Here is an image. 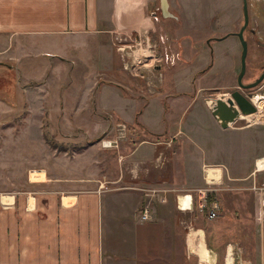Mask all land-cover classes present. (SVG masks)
I'll use <instances>...</instances> for the list:
<instances>
[{"label":"crops","instance_id":"crops-1","mask_svg":"<svg viewBox=\"0 0 264 264\" xmlns=\"http://www.w3.org/2000/svg\"><path fill=\"white\" fill-rule=\"evenodd\" d=\"M167 3L168 16L162 12V18L198 25L192 14H184L186 0H179L180 17ZM222 6L226 17L218 37L236 36L243 0H217L213 8ZM157 10L140 0H0V75L16 73L37 82L27 70L19 71L21 63L27 52L40 45L44 51L50 41L56 54H45L59 57L65 67L70 64L72 77L84 76L81 83L90 87L84 98H93L109 121L115 117L138 127L141 137L132 148H123L116 176L102 173L99 184L81 178V185L65 188L61 183L67 179L52 177L37 179L41 183L34 191L0 188V264H190L192 258L219 263L238 242L231 234H244L239 213L260 214L257 196L234 190L249 192L262 177L256 171L262 149L246 129L224 125L210 105L213 99L203 92L236 76L240 40L225 38V49V43L204 47L203 38L177 37L165 24L166 37L178 42L182 59L172 66L137 64L138 54L130 50L136 42L149 41L150 17L154 21ZM229 19L236 28L229 27ZM4 105L0 100L1 110ZM208 171L224 189L209 194L205 214L198 191L208 187ZM186 194L193 198L188 212L178 208V197ZM246 196L254 200L250 208L243 202ZM213 204L217 217L210 219ZM145 207L148 221L141 220ZM245 262L239 259V264L250 263Z\"/></svg>","mask_w":264,"mask_h":264},{"label":"rangeland","instance_id":"rangeland-1","mask_svg":"<svg viewBox=\"0 0 264 264\" xmlns=\"http://www.w3.org/2000/svg\"><path fill=\"white\" fill-rule=\"evenodd\" d=\"M168 1L171 4L170 13L180 17L182 10L179 0ZM215 1L217 2V0H186L183 8L184 14L186 15L187 12L192 14L194 18H197L198 24L190 22L186 25L182 21L162 18L161 0H140L148 6L153 4L154 8L158 7L160 17L152 21L149 16L151 28L149 41L143 39V41L136 42L135 48L132 46L133 49L131 48L130 51L135 50L138 54L135 56L138 61L145 60V64L152 65V67L155 65L172 66L171 63L165 61L159 64L158 59L150 57L153 53L150 50L151 45L154 44L160 54H163L165 50L170 51L172 55L176 52L179 44L171 45V42L167 41L166 27L177 37L194 34L197 40L198 37L203 38L200 42L205 40L206 43H202L204 47L219 43L221 45L225 43L222 47L226 46L227 38L215 40L223 31L224 22L222 20L226 17L223 6L219 11L213 8ZM248 5L250 28L253 27L256 33L252 35L247 30L244 34L248 43L246 65L247 70L250 71L248 75L250 78L264 64V49L259 45V43H264V0H248ZM227 22L231 25L230 28H236L237 25H233V20L229 19ZM243 24L244 22L239 27ZM155 25L159 29L155 30ZM239 27L236 28L237 32H239ZM161 37H164V43L161 42ZM229 38L233 40L228 42L235 41L238 44L237 36L230 35ZM124 42L129 43L130 40ZM41 48L40 45L37 51L27 52L21 63V70H19L22 72L27 70L29 76L37 78V82L21 76L17 78L16 73H13L12 78L0 75V100L5 102L4 110L0 109V188L18 185L34 191L41 183L36 179L46 181L52 177L67 179L68 182L61 183L62 187L72 188L81 185L77 181L81 178H88L99 184L102 173L111 172L112 176H116L117 160L123 154V148H132L141 138L136 132L138 127L125 126L123 121L115 117L109 121V115L96 110V101L93 98H84V94L90 88L84 82L81 83V78L84 76L79 74V76L72 77L70 64L65 67L60 64L59 57L45 54L47 52L56 54V48L50 41L44 42V51H41ZM129 49L123 53H127ZM24 64H27L25 68ZM84 79L88 82V77ZM231 80L232 78L226 79L222 84L229 83ZM246 81L247 77L243 82ZM233 91L234 89H207L203 92L205 96L213 99L210 100V105L215 110L214 99H222L226 102L228 98L224 97V94L231 97ZM70 93L75 94L76 99L69 98ZM95 93L96 91L93 95ZM247 95L254 103L256 100L262 103L264 102V87L256 88L252 95ZM256 106L258 108L256 114L241 115L229 126L234 130L241 128L249 131L254 142L260 145L255 144V147L261 148L264 154V121L262 119L264 109L263 104L261 106L256 104ZM223 123L227 126V123ZM248 141L245 139L242 143ZM109 142H112V146H109ZM53 145L56 147L54 148ZM250 145L252 146V143ZM238 151L244 152L245 148L238 149ZM261 159L264 157L258 159L257 162ZM36 170L40 173L32 175L33 182H31L30 172ZM211 170L218 172L216 169ZM258 174L262 177L254 180L249 192H245L246 189L243 188L241 189L243 191L238 189L234 190V193H252L251 195L257 196L256 207L260 210V214L239 213L243 217L241 223L244 234L242 237L238 235L235 237L231 234V240L236 239L238 242L230 245L231 253H228L226 259L219 263L216 260L215 264H228L229 261L231 264H239V259L244 262L246 260L250 262L249 264H264V171ZM219 185L217 191L224 189L222 184ZM226 190L229 189L226 188ZM262 193L263 196H261ZM207 200L212 201L211 197ZM243 202L247 204L246 208H250L254 200L252 198L249 200L246 196ZM208 210L205 214H208ZM210 243L215 246L214 236L210 237ZM212 262L211 258L204 264H213ZM190 264L201 263L198 259L192 258Z\"/></svg>","mask_w":264,"mask_h":264},{"label":"water","instance_id":"water-1","mask_svg":"<svg viewBox=\"0 0 264 264\" xmlns=\"http://www.w3.org/2000/svg\"><path fill=\"white\" fill-rule=\"evenodd\" d=\"M162 2V12L164 17L168 15V3L167 0H161ZM243 15H244V25L241 30L236 34L239 38L242 45V54H241V72L239 74L238 83L242 88L245 86L242 83L243 77L246 73V59L248 54V43L244 38V32L247 26L249 25L250 15H249V5L247 0H243ZM264 80V72L260 78L252 85L250 88L258 86ZM248 88V87H247ZM216 107L218 110V117L223 122H234L235 117L238 116H250L258 112L257 108L242 94L238 91L232 94V98L226 99V102L222 99H217ZM232 110H231V109ZM232 111H234L232 113ZM224 124V123H223ZM216 256V253H213ZM213 264L216 263V259H212Z\"/></svg>","mask_w":264,"mask_h":264},{"label":"built area","instance_id":"built-area-1","mask_svg":"<svg viewBox=\"0 0 264 264\" xmlns=\"http://www.w3.org/2000/svg\"><path fill=\"white\" fill-rule=\"evenodd\" d=\"M153 19L158 20L157 14H153ZM164 37H161V42L164 43ZM151 52H153L151 54L150 57H152L153 59H158V63H162V62H166V63H171V65H175V63L177 61H179L180 55L179 54H171L170 51L165 50L163 54L158 53L159 51L157 50L156 44L151 46ZM170 54V55H169ZM162 59V60H161ZM140 61H137V64H140ZM126 69H128L126 67ZM109 146H112V142H109ZM256 171L258 170V162H256ZM264 171V170H262ZM40 173V171H33L30 172V180H32V175L34 174H38ZM215 175H218V172L214 173ZM36 178H38V176H36ZM37 180V179H36ZM220 179L217 177L216 180H210L209 179V171L206 173V183H207V188L203 189V190H199V200H200V204H199V208L201 211H205L208 209V203H207V199H208V195L210 193H213L215 191H217V188L219 186ZM190 197V200H187V198ZM183 198V199H182ZM182 199V200H181ZM187 202H185V200ZM185 202L184 205L185 207H183V203ZM192 205H193V198L192 195H182L178 197V208L180 211H184V212H188L192 210ZM185 208V209H184ZM218 210V205L217 204H213V209L211 210L210 214H209V218L210 219H215L217 217L216 211ZM150 219V210L148 207H145V209L142 211L141 213V220L142 221H148Z\"/></svg>","mask_w":264,"mask_h":264},{"label":"flooded vegetation","instance_id":"flooded-vegetation-1","mask_svg":"<svg viewBox=\"0 0 264 264\" xmlns=\"http://www.w3.org/2000/svg\"><path fill=\"white\" fill-rule=\"evenodd\" d=\"M157 11H158L157 13H159V9ZM243 17H244V15H243ZM243 22H244V19H243ZM243 25L239 28V31L241 30V28L243 27ZM247 30H249L248 32L251 33L252 35L256 34L254 32L255 29L253 27L250 28V21H249V25L245 29V32ZM245 32H244V34H245ZM237 33L238 32H236L235 35ZM229 36L230 35H224L222 37L215 38V40H221L222 38H227ZM166 38H167V41L171 42L170 43L171 45H178V42L174 41L173 39H170L168 37H166ZM259 45L264 49V43L263 44L262 43H259ZM179 48L180 47L178 45L177 50H176V52L174 54H179L180 55L179 60H181L182 59V56H181V52L179 51ZM240 72H241V66H240L239 70L237 71L236 76L234 78H232V80L229 82L230 84L226 85L227 83H225L224 85H222V87H220L218 89H215V90H230V89H234L233 93L238 91L240 94H242L244 97H246L257 108L256 104H254V102L251 100L250 96H248L247 94L252 95V92L256 88H259V87L262 88V87H264V80L258 86L254 87V88H250L249 87L250 85L254 84L260 78V76L263 74V72H264V64L261 65L259 67V69L257 70V72L255 74H253V77H250V78L248 76L249 73H250V71L247 70V65H246V73H245V75L243 77V80H242V83L245 86V88H242L240 86V84L238 83V78H239ZM246 77H247V81L246 82H243ZM232 94H231V97H228L229 96L228 94H224L225 95L224 97H227L228 99H230V98H232ZM257 110H258V108H257Z\"/></svg>","mask_w":264,"mask_h":264},{"label":"bare ground","instance_id":"bare-ground-1","mask_svg":"<svg viewBox=\"0 0 264 264\" xmlns=\"http://www.w3.org/2000/svg\"><path fill=\"white\" fill-rule=\"evenodd\" d=\"M216 102H217V101H215V111H216V113H218V110H217V107H216ZM255 103H256V104H259L260 106L263 104L262 108L264 109V102L259 103V101L256 100ZM255 103H254V104H255ZM230 109H231V108H230ZM231 110H232V109H231ZM233 112H234V111H232V113H233ZM261 116H262V115H261ZM238 118H240V116L237 115V116L235 117L234 121L237 120ZM262 119H263V121H264V115L262 116ZM225 123H227V125H230V124H232L233 122H225ZM258 170H259V171L264 170V159H261V160L258 161ZM39 175H40V174H39ZM214 179H215L214 177H210V180H214ZM182 199H183V198H182ZM182 199H181V200H182ZM184 200H185V199H184ZM187 200H190V197H188ZM185 202H187V201L185 200ZM185 202H182V203H183V207H185V205H186V204L184 205ZM184 209H185V208H184ZM206 260H207V259H204V260L202 261V264H204ZM229 264H231V262H229Z\"/></svg>","mask_w":264,"mask_h":264},{"label":"trees","instance_id":"trees-1","mask_svg":"<svg viewBox=\"0 0 264 264\" xmlns=\"http://www.w3.org/2000/svg\"><path fill=\"white\" fill-rule=\"evenodd\" d=\"M53 147L55 148L56 147V145H53ZM211 197V195H209V198Z\"/></svg>","mask_w":264,"mask_h":264}]
</instances>
